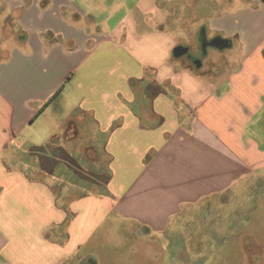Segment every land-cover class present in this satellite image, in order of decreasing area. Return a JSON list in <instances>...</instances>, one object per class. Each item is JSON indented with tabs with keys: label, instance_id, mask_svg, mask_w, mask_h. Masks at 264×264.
Masks as SVG:
<instances>
[{
	"label": "crops",
	"instance_id": "0c3cea01",
	"mask_svg": "<svg viewBox=\"0 0 264 264\" xmlns=\"http://www.w3.org/2000/svg\"><path fill=\"white\" fill-rule=\"evenodd\" d=\"M137 8L141 16H124L106 36L103 29L92 33L82 23L87 11L70 0H0V49L8 46V55L0 58V259L5 264H71L108 212L145 227L141 235L165 234L172 220L194 216L204 205L214 208L217 196L255 170L264 171V0H140ZM160 10L175 31L180 28L170 19L191 18L189 30L205 24L201 37L231 40L237 59L225 56L210 69L172 59L178 41L151 22ZM17 38L19 44L13 43ZM103 42H112L114 52L124 51L129 68L106 78L102 91L85 89L83 67L92 48ZM116 59V66L124 67L126 62ZM132 76L142 82L138 96L127 89ZM63 83L77 91L78 110H94L100 130L109 132L104 149L113 154L108 163L113 176L105 187L117 198L113 206L106 198L77 199L67 234L56 228L64 212L56 207L52 187L28 179L5 158L18 133L46 113L51 101L43 104ZM124 148L136 164L129 181L118 179ZM89 208L99 216L88 214Z\"/></svg>",
	"mask_w": 264,
	"mask_h": 264
},
{
	"label": "rangeland",
	"instance_id": "374dc122",
	"mask_svg": "<svg viewBox=\"0 0 264 264\" xmlns=\"http://www.w3.org/2000/svg\"><path fill=\"white\" fill-rule=\"evenodd\" d=\"M70 1L87 11L82 23L91 27L92 33L103 29L108 36L124 16L136 14L140 0ZM136 15L141 16L140 13ZM152 21L156 24L154 26L171 33L190 53L205 59L203 64L209 69L225 56H232L233 60L238 57L235 47L221 51L209 48L206 55L201 49L199 52V30L205 24L198 30H189L194 19H170L172 24L177 22L178 31L166 23L161 10L160 13L155 11ZM9 31L6 28L5 33L10 35ZM18 40L13 39V43L19 44ZM93 44L92 40L88 47ZM3 46L0 58L8 51V46ZM111 47L112 42H103L100 49L92 48L87 65L83 67L87 82L85 89L92 87L102 91L106 78L126 74V68H129L126 53L120 49L114 52ZM116 57L126 62L124 67L116 66ZM129 84L127 89L135 96L142 92V82L134 77L130 78ZM78 98L77 91L66 83L53 97L46 113L28 123L15 137V146L5 150L8 166H17L28 179L46 183L56 192V207L64 212V219L56 228L65 234L77 215L71 208L77 199L106 198L112 206L117 201L105 187L106 181L113 176L108 164L113 154L104 149L109 132L100 130L94 110H78ZM148 117L154 121L151 113ZM260 128L264 131V120ZM262 135L264 137V132ZM128 150L124 148L118 155L122 173L118 179L125 181L136 174L134 156ZM214 203V208L204 205L194 216L190 214L181 220H172L162 235H141L145 227L131 225L118 214L108 212L99 218L93 234L77 248L70 263L80 264L82 258L92 255L91 264H264V171L255 170L250 178L237 184L227 195L217 196ZM89 212L95 215L94 218L99 216L90 208ZM54 229L47 235H52ZM0 264L5 263L0 259Z\"/></svg>",
	"mask_w": 264,
	"mask_h": 264
},
{
	"label": "flooded vegetation",
	"instance_id": "af4514ba",
	"mask_svg": "<svg viewBox=\"0 0 264 264\" xmlns=\"http://www.w3.org/2000/svg\"><path fill=\"white\" fill-rule=\"evenodd\" d=\"M214 38H208V37L207 38H203V37H201L199 39V41H200L199 52H200V49H201L202 54L206 55L207 54L206 50L209 49V48H212V46L210 44H211V42L213 41ZM176 47H178L180 49V53H181V55L179 56L180 59L183 58L188 63H190L194 68H197L196 64H198L200 66L203 65V62H204L205 59H203L200 55H195V53H190L188 51V49L183 47L182 45L178 44L174 48H176ZM91 260H93V259L89 258L85 262H83V260H81L80 264H91Z\"/></svg>",
	"mask_w": 264,
	"mask_h": 264
},
{
	"label": "water",
	"instance_id": "95a60500",
	"mask_svg": "<svg viewBox=\"0 0 264 264\" xmlns=\"http://www.w3.org/2000/svg\"><path fill=\"white\" fill-rule=\"evenodd\" d=\"M212 47H215L217 50H224V49H230L232 47V42L228 39H222L221 37H215L213 41L210 44ZM209 45V46H210ZM173 53H177L178 56L181 55L180 49L178 47L174 48ZM196 67H200V65L196 64ZM89 257H86L83 259V262L87 261Z\"/></svg>",
	"mask_w": 264,
	"mask_h": 264
},
{
	"label": "trees",
	"instance_id": "16d2710c",
	"mask_svg": "<svg viewBox=\"0 0 264 264\" xmlns=\"http://www.w3.org/2000/svg\"><path fill=\"white\" fill-rule=\"evenodd\" d=\"M203 31H204V28H202V29L200 30V32H199V39L201 38V36H202V32H203ZM263 56H264V49H263ZM171 57H172V59H179V56L177 55V53H173V52H172ZM191 66H192V65H191ZM63 87H64V83L59 87V89L56 91V93H55L52 97H50L49 100H48L47 102H45V103L43 104L42 108L46 107V106L48 105V103L53 99V97L56 96V95L59 93V91L62 90ZM42 108H41V109H42ZM41 109L39 110V112L41 111ZM38 162L40 163V161H38ZM68 170H69V169H68ZM91 262H93V260H91ZM93 264H94V263H93Z\"/></svg>",
	"mask_w": 264,
	"mask_h": 264
}]
</instances>
